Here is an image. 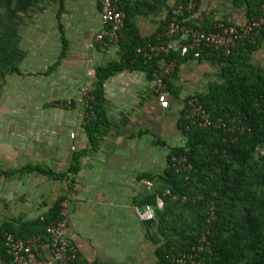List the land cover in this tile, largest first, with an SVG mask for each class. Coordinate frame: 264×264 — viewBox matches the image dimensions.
I'll use <instances>...</instances> for the list:
<instances>
[{"label":"crops","instance_id":"crops-1","mask_svg":"<svg viewBox=\"0 0 264 264\" xmlns=\"http://www.w3.org/2000/svg\"><path fill=\"white\" fill-rule=\"evenodd\" d=\"M174 4L167 0L166 9ZM100 10V0H0V229L43 218L63 197L81 264H159L156 245L135 212L136 198L152 186L141 175H160L169 167L170 148L185 142L178 125L184 102L207 92L219 80V67L210 58L177 65L167 108L145 69L109 75L103 109L111 125L94 148L84 127L87 109L75 99L82 90L94 93L97 77L88 71L120 60L121 52L118 43L104 49L95 43ZM163 18L133 17L143 38ZM190 19L200 26L248 20L230 0H199ZM250 57L264 68V39ZM68 97L72 107L57 105ZM79 151L84 153L76 174L54 178L28 169L66 172ZM41 252L52 259L46 238ZM0 264L7 262L0 257Z\"/></svg>","mask_w":264,"mask_h":264},{"label":"trees","instance_id":"trees-1","mask_svg":"<svg viewBox=\"0 0 264 264\" xmlns=\"http://www.w3.org/2000/svg\"><path fill=\"white\" fill-rule=\"evenodd\" d=\"M198 1L190 12L178 15L176 21L211 30L214 22L200 26L190 19L197 11ZM230 1L245 10L247 21L264 16V0ZM166 2L119 0L125 14V27L118 42L120 60L96 70L98 83L86 112L84 127L94 148L99 146L100 137L107 134L111 125L103 109V81L115 72L132 67L145 69L151 76L158 59L147 61L137 53V48L167 39L165 33L173 19L174 6L166 9ZM145 14L165 16L149 38L139 35L133 19ZM263 39L264 31L255 43L234 48L229 54L206 49L200 57L210 58L219 67V80L196 97L210 112L214 123L224 122L236 129L195 127L184 117L183 109L178 125L184 144L170 148L169 167L163 174L141 175V179H148L152 186L142 192L135 203L139 207L150 204L155 209V218L144 223L147 237L156 245L159 264H177L172 262L173 257L189 254L200 245L204 246L197 256L203 258L200 264H264V154L261 153L264 147V68L253 63L250 57ZM164 58L179 65L194 57L191 53L182 56L179 51H173L164 54ZM171 77L166 80L169 87ZM83 153H74L66 172L56 173L40 167L28 169L63 178L79 171ZM173 156L185 157L191 169L182 172L172 169ZM62 201L63 197L43 218L40 216L20 227L5 225L0 229V257L7 264L15 263L6 252V232L22 238L45 234L47 224L61 218ZM77 264H81L79 257Z\"/></svg>","mask_w":264,"mask_h":264},{"label":"built area","instance_id":"built-area-1","mask_svg":"<svg viewBox=\"0 0 264 264\" xmlns=\"http://www.w3.org/2000/svg\"><path fill=\"white\" fill-rule=\"evenodd\" d=\"M100 4L102 27L95 37V43L104 49L109 44L119 42L125 27V14L119 7V0H100ZM196 4L197 0H176L173 9L174 16L165 33L167 39L160 40L158 44L149 43L137 48V53L142 54L147 61L158 59L157 65L152 68L151 76L154 82V93L163 108L169 106L170 97V89L166 80L173 74L177 66L176 61L166 60L164 54L179 51L182 56L191 53L194 58H200L206 49L214 50L216 53L223 51L225 54H229L234 48L248 43H255L264 31L263 15L258 19L247 21L241 26L217 20L211 30L180 24L176 21L178 15L190 12ZM88 75L94 77L96 71L90 69ZM92 99L93 94L82 90V96L78 97L77 100L75 99V101L89 109ZM73 103L74 99L68 97L60 100L57 105L70 108ZM85 117H87V114ZM184 117L193 126L199 128L213 126L231 131L236 129L234 125L230 126L224 122L214 123L210 112L204 108L196 96L186 98ZM74 136L75 134L72 133L71 137ZM261 153L264 154V147L261 149ZM170 167L177 172L191 169V165L186 162V158L178 156L172 157ZM159 204H162L161 201ZM135 212L141 221H149L155 218V209L150 204L143 207L136 206ZM45 238L52 252L51 260L44 257L41 252ZM4 244L6 252L11 255L15 264H77L78 251L69 237V224L64 202L61 203V218L47 224L45 234L38 233L22 238L15 237L12 232H6ZM203 249L204 246L200 245L189 254H183L178 258L173 257L172 262L188 264L190 261V264H200L203 258H197V256Z\"/></svg>","mask_w":264,"mask_h":264}]
</instances>
